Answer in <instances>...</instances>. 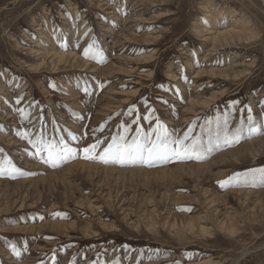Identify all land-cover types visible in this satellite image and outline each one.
I'll return each mask as SVG.
<instances>
[{
    "label": "rangeland",
    "instance_id": "1",
    "mask_svg": "<svg viewBox=\"0 0 264 264\" xmlns=\"http://www.w3.org/2000/svg\"><path fill=\"white\" fill-rule=\"evenodd\" d=\"M243 24L255 39L212 50L206 34ZM51 54L85 68L35 71ZM249 116L264 123V0H0V163L25 173L0 178V264H264V187L220 185L237 173L259 178L264 150L243 147L264 136L151 167L83 151L97 144L89 154L99 157L113 137L154 138L158 121L207 144L218 125L231 131ZM29 140L63 141L75 158L53 168ZM75 163L99 168L67 170Z\"/></svg>",
    "mask_w": 264,
    "mask_h": 264
},
{
    "label": "snow or ice",
    "instance_id": "2",
    "mask_svg": "<svg viewBox=\"0 0 264 264\" xmlns=\"http://www.w3.org/2000/svg\"><path fill=\"white\" fill-rule=\"evenodd\" d=\"M205 23H207L205 21ZM84 55L87 58L95 59L96 57L90 56L88 51H85ZM99 62L104 63L103 59ZM87 93V89L84 90ZM195 94L190 93L188 98H182L183 103H187V99H191ZM238 103L237 102H234ZM249 112L251 109L249 108ZM128 129H125L127 132ZM155 137L150 134L146 135L141 132L137 133L131 141H128L125 136L119 138L113 137V142L104 149L103 153L97 157L94 153L97 144H93L90 148H85L84 158L89 160H100L104 164L115 163L120 165L126 164H147L149 167L153 166L155 162H171L173 160H204L208 158L214 150H218L226 147H233L239 144L242 140H251L254 137L264 136V123L257 124L255 120L249 116L248 123L245 125L243 122L235 129L229 131L227 121L224 122L223 130H219L215 137V142L212 139L207 144L203 143L197 138H193L189 133H186L183 137H174L169 132L167 127L157 122V127L153 129ZM18 135H21L18 133ZM26 135V134H25ZM75 139V137H73ZM186 141H191L186 143ZM30 144H33L37 148V154L46 152L47 156L42 157L43 162L50 164L53 168L58 167L60 163L67 162L69 159L75 158V151L69 148L66 144L62 146L53 142L44 143L40 140H29ZM25 173L19 168H16L11 161L5 160L0 163V178L17 179L20 176H24ZM221 187L226 185L230 186H252V187H264V169L259 170V178L256 179V174H240L237 173L228 181L220 182ZM179 211H191V209L181 208ZM62 218H67L64 214H56ZM43 219V218H41Z\"/></svg>",
    "mask_w": 264,
    "mask_h": 264
},
{
    "label": "bare ground",
    "instance_id": "3",
    "mask_svg": "<svg viewBox=\"0 0 264 264\" xmlns=\"http://www.w3.org/2000/svg\"><path fill=\"white\" fill-rule=\"evenodd\" d=\"M149 2V1H148ZM222 14V13H221ZM220 15V14H219ZM220 18H223V17H220ZM224 18L220 20V22L222 21L223 22ZM225 22V21H224ZM226 23V22H225ZM244 23V22H243ZM247 24V23H246ZM249 24V23H248ZM247 24V25H248ZM247 25H244V28L242 26H239V25H236L235 27H233L232 29L228 30L227 32L225 33H222V34H215L212 32H209L208 35L206 34L207 32H204L206 34V36H211V40L210 42L213 40V43L215 44L213 49L212 50H215V48L217 46H224V45H229L231 43H236V42H250L252 41L253 39H255L256 35L252 34V30L249 29V26ZM247 26V27H246ZM239 28H241L242 30L240 31ZM208 31V30H207ZM248 31V33H247ZM202 33V32H201ZM257 33V32H256ZM204 36V35H203ZM258 36V35H257ZM146 42H149V40H146ZM41 55V54H40ZM48 55V54H47ZM50 56V55H49ZM45 56L43 57V61L40 65L36 66L34 68L35 71L39 72V71H42L43 69H46L47 65L49 64V67L52 68V71L53 73L57 74V73H61L63 71H65L67 68H73V67H84L85 64H83L82 62H80L78 60V58L74 57V55H67V56H63V55H59V54H51V56ZM51 59H53L52 61H50ZM50 61V62H49ZM49 62V63H48ZM88 66V65H86ZM234 66V65H233ZM236 67V66H234ZM238 67V66H237ZM244 67V66H243ZM85 68V67H84ZM239 68H242V67H239ZM85 70V69H84ZM40 73V72H39ZM213 74H215L213 71H212ZM220 76L218 77H224V78H229V77H234L235 79H238L239 77H241L243 75V73H233L232 76L227 74L226 71L224 72H219ZM230 73V72H229ZM210 74V73H209ZM216 75V74H215ZM217 77V76H216ZM229 81V80H228ZM195 85V84H194ZM224 95V94H223ZM214 99V98H212ZM194 100V99H193ZM211 100V99H210ZM210 100H207V103L205 106L203 107H207L209 106V101ZM215 100V99H214ZM212 100V101H214ZM216 101V100H215ZM194 102V101H193ZM196 102V101H195ZM192 103V102H190ZM213 104V103H212ZM192 105V104H191ZM198 105V103H197ZM193 106V105H192ZM200 106V104H199ZM191 109V108H190ZM208 109V108H207ZM200 113V112H199ZM258 144V145H257ZM252 145H255L254 147H256V150H255V153L258 154L260 153V151H263L264 150V140H262L261 142H258V143H255L252 142V143H249V144H246L243 148H249V146H252ZM254 150V149H253ZM246 152V151H245ZM252 153V152H251ZM228 154H231V155H237L238 156V152L234 151V152H229ZM241 154V152H240ZM225 154H222L221 156H217V158H215L214 160H212L211 163H215L217 161V159H222L221 161L225 160L227 158V156H223ZM247 156V155H246ZM233 157V156H232ZM225 163V162H224ZM203 166H206V165H201V166H198V167H203ZM183 167V166H182ZM192 167V166H191ZM73 168H79L81 170H95V169H98L99 167L98 166H94V165H87V164H76L73 165V166H70L67 170H70V169H73ZM105 170L106 172L108 173H114V172H118L117 170H114V169H103ZM127 170V169H126ZM122 172L121 170L119 171V173H121L122 175L124 173H129L131 175H134L136 173H141V170H132L130 172ZM177 171V170H176ZM158 172H162V173H166V170H160ZM57 173V172H56ZM54 173V174H56ZM154 173V172H153ZM201 173V172H200ZM147 174V173H146ZM92 176V175H91ZM121 176V175H120ZM135 176V175H134ZM51 181V180H50ZM53 181V180H52ZM62 181V180H61ZM17 184V183H16ZM245 195H250L252 193H243ZM92 207V206H91ZM200 221H202V219H200ZM201 224V222H200ZM196 225V222L193 221V220H190L187 222L186 224V229L190 232V233H193L194 234V230H195V226ZM53 227H57V226H54ZM175 227H176V224H175ZM220 229L222 231H225L227 232L228 234L230 235H235L236 234V229L233 227V226H227V224L224 222L222 223V225H220ZM186 230V231H187ZM199 230L201 231V233L203 234H208L209 231L207 228L199 225ZM198 231V229H197ZM211 235V234H210ZM248 253L246 252L244 255H241L239 256V258L237 259V262H239L244 256H246ZM196 261V260H195ZM199 264H213V262L209 261V260H206V261H203Z\"/></svg>",
    "mask_w": 264,
    "mask_h": 264
},
{
    "label": "flooded vegetation",
    "instance_id": "4",
    "mask_svg": "<svg viewBox=\"0 0 264 264\" xmlns=\"http://www.w3.org/2000/svg\"><path fill=\"white\" fill-rule=\"evenodd\" d=\"M214 159H215V158H214ZM214 159H212V160H214ZM212 160H211V161H212Z\"/></svg>",
    "mask_w": 264,
    "mask_h": 264
}]
</instances>
